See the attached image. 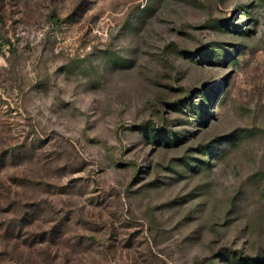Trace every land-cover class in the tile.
Listing matches in <instances>:
<instances>
[{"label":"rangeland","instance_id":"1","mask_svg":"<svg viewBox=\"0 0 264 264\" xmlns=\"http://www.w3.org/2000/svg\"><path fill=\"white\" fill-rule=\"evenodd\" d=\"M0 264H264V0H0Z\"/></svg>","mask_w":264,"mask_h":264}]
</instances>
